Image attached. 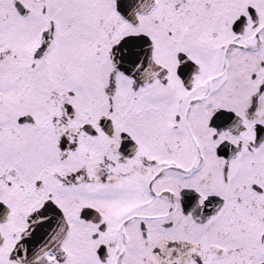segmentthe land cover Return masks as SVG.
<instances>
[{
	"label": "snow or ice",
	"instance_id": "snow-or-ice-1",
	"mask_svg": "<svg viewBox=\"0 0 264 264\" xmlns=\"http://www.w3.org/2000/svg\"><path fill=\"white\" fill-rule=\"evenodd\" d=\"M0 264H264V0H0Z\"/></svg>",
	"mask_w": 264,
	"mask_h": 264
}]
</instances>
